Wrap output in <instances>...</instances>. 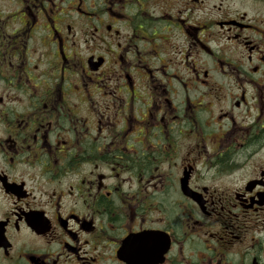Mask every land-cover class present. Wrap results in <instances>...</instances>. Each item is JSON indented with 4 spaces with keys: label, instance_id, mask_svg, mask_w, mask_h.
I'll list each match as a JSON object with an SVG mask.
<instances>
[{
    "label": "flooded vegetation",
    "instance_id": "1",
    "mask_svg": "<svg viewBox=\"0 0 264 264\" xmlns=\"http://www.w3.org/2000/svg\"><path fill=\"white\" fill-rule=\"evenodd\" d=\"M244 2L0 0V264H264Z\"/></svg>",
    "mask_w": 264,
    "mask_h": 264
},
{
    "label": "rangeland",
    "instance_id": "2",
    "mask_svg": "<svg viewBox=\"0 0 264 264\" xmlns=\"http://www.w3.org/2000/svg\"><path fill=\"white\" fill-rule=\"evenodd\" d=\"M243 2L245 1V0H242ZM230 7L232 8V9H237V8H242V9H244V10H248V12L251 10V7H252V5L251 4H247L246 2H244V3H240V4H237V3H235L234 2V4H231L230 3ZM253 14V13H252Z\"/></svg>",
    "mask_w": 264,
    "mask_h": 264
}]
</instances>
